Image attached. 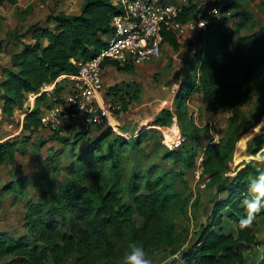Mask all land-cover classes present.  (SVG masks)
<instances>
[{"label":"trees","instance_id":"trees-1","mask_svg":"<svg viewBox=\"0 0 264 264\" xmlns=\"http://www.w3.org/2000/svg\"><path fill=\"white\" fill-rule=\"evenodd\" d=\"M161 1L171 3L174 0ZM16 3V0H0V7ZM215 6L220 14L228 8L221 5V0H216ZM115 12L117 7L110 0H84L78 15L61 11L48 20L54 23L53 28L34 26L33 44H14L18 52L10 54L9 67L2 69L0 81L4 115L11 118L14 108L20 109L27 95L36 96L35 106L24 108L27 110L22 129L30 134L37 132L44 113L41 103H47L45 108L48 109L53 99L63 100L57 95L41 94L42 88L61 74L75 73L77 61L92 58L104 47L111 34L110 18ZM194 13V7L184 8L176 20L185 23ZM236 19L246 18L237 15ZM207 20V28L197 36L199 51L191 55L189 62L195 73L182 80L174 98V112L162 110L156 118L157 126H168L175 117L181 125L191 93L201 97L202 105L210 114L227 109L234 118L243 117L241 109L251 101L255 69L250 51L256 47L255 37L241 36L234 40L226 18ZM163 36L174 49L177 48L174 37L165 33ZM42 41L46 44L42 45ZM3 44L0 42V47ZM234 118L229 124L228 139L205 148L204 172H209L221 158L227 140L233 144L237 142L229 133L235 126ZM90 129H94L95 139L88 150L75 152L69 148L72 156L65 157L62 163L60 158L65 153H58L57 172L65 173L59 191H52L44 183L37 186L39 195L27 202L22 226L25 235L16 239L0 233V264H121V256L131 250L132 242L142 246L145 252L169 248L174 259L168 264H250L248 255L257 246L254 229L257 220L264 218V211L258 213L247 228H239L237 222L245 214L240 201L248 185L263 171L256 162H249L231 182L227 180L219 188V193L227 197L213 207L209 229L220 228L228 222L235 225L234 233H209L207 229L188 249L177 248L171 214L183 202L184 195L175 187V181L182 178L183 173L172 168L162 170L159 164L139 165L140 154L143 160L150 158L141 150L140 141H126L106 125L89 129L69 127L53 132L72 136L76 143L88 136ZM157 135V132L145 134L142 139L154 140V152L161 154L164 163L181 165L184 171L193 169L195 154L185 150L186 143L179 150L170 151L165 144L157 143ZM30 140L0 142V168L12 165L17 156L24 155L25 145ZM63 142L70 144L67 140ZM258 154L260 162L264 163V124L251 151V156ZM126 157H131L133 164L123 185L120 175L126 171ZM66 162H69L67 167L63 165ZM127 189L130 190V204L124 202L123 193ZM135 216L142 220L141 225L137 224Z\"/></svg>","mask_w":264,"mask_h":264},{"label":"rangeland","instance_id":"rangeland-1","mask_svg":"<svg viewBox=\"0 0 264 264\" xmlns=\"http://www.w3.org/2000/svg\"><path fill=\"white\" fill-rule=\"evenodd\" d=\"M215 1L209 0L210 6L217 8ZM221 5L228 8L223 13H219V18L220 20L226 18V23L233 32L234 40L241 36H254L256 40V47L250 51L251 64L255 69L252 98L241 109L243 117L234 118L227 109L212 115L200 105L199 99L196 98L190 106H186V118L181 125L175 117L168 126L147 124L139 129L136 125L132 126V122H130L126 123L125 133L127 134L112 130V133L126 141L133 143L140 141L141 150L150 158L143 160L140 154L139 165L148 167L151 164H159L162 170L172 168L175 172L183 173V177L175 181L176 189L184 195L183 202L171 214L176 231L175 247L177 248L180 246L183 249H188L204 231L210 228L214 204L227 197V194L219 193V188L227 180L231 182L236 173L244 170L246 165L252 161L256 162L257 167L264 171V163L260 162L259 154L251 156L254 139L264 124V0H221ZM79 8L80 0L75 6H68L66 0H37L36 2L17 0L13 6L7 5L0 8V42L4 43V46L0 47V81L3 77L2 69L9 66V53L11 51L18 52L14 49V44H33L32 28L34 26L50 28L53 22L48 20L54 14L62 11L72 15L78 13ZM237 15L245 16L246 19H236ZM191 44L190 41L189 45ZM233 49L234 44L231 45V50ZM189 52L188 49L184 53L189 55ZM193 70L195 69L193 68ZM66 83H69L67 88L70 92L73 82L67 80ZM27 96L20 109L14 108L11 118L4 115L3 102L0 100V142H12L13 138H18L15 141L31 139L25 145L24 155L17 156L12 165L0 168V233L8 232L16 239L23 237L26 233L22 227L27 211L26 204L30 199H35L39 195L40 191L37 186L45 183L54 192H58L61 187L60 183L65 178V173L57 172L59 164L55 159L60 156L58 153L60 151L65 153L60 158L62 163L65 157L72 156V152L69 153V148H73L75 152L88 150L95 139L94 129H90L89 135L76 143H73L72 136L58 135L48 129H39L31 134L23 129L20 131L16 128L18 127L17 122L20 123L25 119L26 110L33 108L36 102L34 101L35 97ZM47 105V103H41L40 107L44 110ZM233 118L235 126L231 127L229 133L237 139V142L233 144L227 140V147L223 150L221 158L210 168L209 172H204L205 148L228 139L226 135ZM130 131L131 133H128ZM153 132L158 133L156 140L160 145H164L165 140L167 143L173 135H184L187 138L185 150L190 154H195L193 169L184 171L181 165L173 166L172 162L164 163L161 160V154L154 152V140L144 141L142 139L143 135ZM64 140L69 141L70 144L67 145L63 142ZM94 154H91L90 157H93ZM125 163L126 171L120 175L123 185L128 180V171L133 164V159L126 157ZM68 164L69 162H66L63 165L67 167ZM98 165L102 164L98 163ZM10 180L11 182L8 183ZM5 185L8 186L5 188ZM129 194V189L123 193L126 204H130ZM223 216H226L225 212ZM135 220L138 225H141L142 220L139 217L135 216ZM220 231L224 234L234 233L235 225L225 222L220 228L209 229V233H220ZM254 235L257 239L255 251L249 255L247 252L244 253L248 255L250 264H264V218L257 220ZM170 251L167 247H160L152 252H146V257L151 260L152 264H168L174 259Z\"/></svg>","mask_w":264,"mask_h":264},{"label":"built area","instance_id":"built-area-1","mask_svg":"<svg viewBox=\"0 0 264 264\" xmlns=\"http://www.w3.org/2000/svg\"><path fill=\"white\" fill-rule=\"evenodd\" d=\"M75 6L78 0H66ZM117 7L110 18L111 34L105 45L92 58L77 61L75 73L67 76L73 88L61 101L53 99L52 105L40 118V130H60L69 127L106 125L112 112L121 111L118 105L99 102L102 91L101 67L105 62L119 69L146 65L161 55L163 34L182 39L188 32L205 31L207 18H219V11L210 6L209 0H113ZM194 7L195 13L185 23L176 20L184 8ZM199 47L191 51L198 53ZM110 130L115 131L110 127ZM184 135L176 134L167 143L168 150H179L186 143Z\"/></svg>","mask_w":264,"mask_h":264},{"label":"crops","instance_id":"crops-1","mask_svg":"<svg viewBox=\"0 0 264 264\" xmlns=\"http://www.w3.org/2000/svg\"><path fill=\"white\" fill-rule=\"evenodd\" d=\"M28 1L36 2L37 0ZM83 1L80 0V6ZM110 1L113 4V0ZM64 13L70 15L68 12ZM79 13L80 8L78 13L73 14L78 15ZM53 27L54 23L50 28ZM198 35L196 32H188L184 38L176 40V49L167 40H164L161 46V55L140 67L119 69L113 63H104L101 67L102 91L99 102H109L118 105L121 109L119 113L112 112L109 115L106 127H112L118 133H125L126 123L130 122H132V126L136 125L139 129L149 123L156 126L157 115L162 110L172 112L174 98L182 85V80L186 76H193L195 73L194 70H191L189 62L191 51L200 46L196 40ZM190 41L192 42L191 45H189ZM41 44L45 45L46 41H42ZM188 49L190 50L189 55L184 53ZM13 52L11 51L9 54ZM67 76V74L59 75L56 81L42 88L41 94L57 95L60 99H64L69 93L67 88L69 83H66L69 80ZM29 97H35L34 101H36V96L29 95ZM196 98L199 99L200 105L205 109L201 103V97L197 93L189 95L186 106H190ZM41 110L44 112L46 108ZM22 122H17L18 127L16 128L20 131ZM16 139L18 138H13V141ZM6 234L11 235L8 232Z\"/></svg>","mask_w":264,"mask_h":264},{"label":"clouds","instance_id":"clouds-1","mask_svg":"<svg viewBox=\"0 0 264 264\" xmlns=\"http://www.w3.org/2000/svg\"><path fill=\"white\" fill-rule=\"evenodd\" d=\"M240 203L245 214L237 224L239 228H247L253 223L255 216L264 211V171L260 172L248 185L247 192ZM132 243L134 246L131 250L121 256V264H152L146 257L145 249L135 242Z\"/></svg>","mask_w":264,"mask_h":264}]
</instances>
